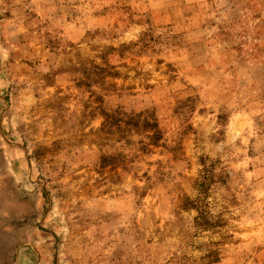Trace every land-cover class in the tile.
<instances>
[{
	"label": "rangeland",
	"instance_id": "374dc122",
	"mask_svg": "<svg viewBox=\"0 0 264 264\" xmlns=\"http://www.w3.org/2000/svg\"><path fill=\"white\" fill-rule=\"evenodd\" d=\"M0 264H264V0H0Z\"/></svg>",
	"mask_w": 264,
	"mask_h": 264
},
{
	"label": "trees",
	"instance_id": "16d2710c",
	"mask_svg": "<svg viewBox=\"0 0 264 264\" xmlns=\"http://www.w3.org/2000/svg\"><path fill=\"white\" fill-rule=\"evenodd\" d=\"M198 216L199 217H197L196 221L199 220V221L206 222V218H205V216L203 214L198 213ZM216 260H217V257L215 256L214 258H212V261L211 262H215Z\"/></svg>",
	"mask_w": 264,
	"mask_h": 264
}]
</instances>
